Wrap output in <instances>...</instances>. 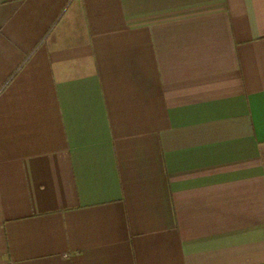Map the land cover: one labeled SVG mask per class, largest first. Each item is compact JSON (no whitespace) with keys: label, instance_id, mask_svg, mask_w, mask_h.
<instances>
[{"label":"crops","instance_id":"crops-1","mask_svg":"<svg viewBox=\"0 0 264 264\" xmlns=\"http://www.w3.org/2000/svg\"><path fill=\"white\" fill-rule=\"evenodd\" d=\"M0 264H264V0H0Z\"/></svg>","mask_w":264,"mask_h":264}]
</instances>
